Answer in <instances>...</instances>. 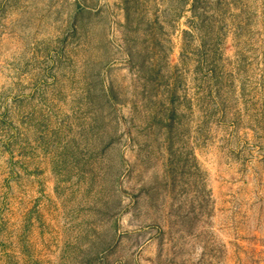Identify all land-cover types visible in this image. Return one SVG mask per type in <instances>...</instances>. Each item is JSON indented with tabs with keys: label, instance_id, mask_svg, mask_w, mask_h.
Segmentation results:
<instances>
[{
	"label": "rangeland",
	"instance_id": "374dc122",
	"mask_svg": "<svg viewBox=\"0 0 264 264\" xmlns=\"http://www.w3.org/2000/svg\"><path fill=\"white\" fill-rule=\"evenodd\" d=\"M0 264H264V0H0Z\"/></svg>",
	"mask_w": 264,
	"mask_h": 264
}]
</instances>
